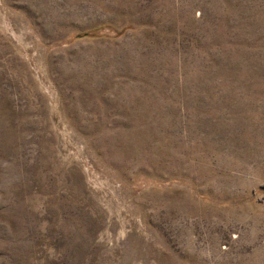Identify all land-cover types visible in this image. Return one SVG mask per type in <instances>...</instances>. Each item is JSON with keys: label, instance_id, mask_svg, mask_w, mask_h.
Here are the masks:
<instances>
[{"label": "rangeland", "instance_id": "rangeland-1", "mask_svg": "<svg viewBox=\"0 0 264 264\" xmlns=\"http://www.w3.org/2000/svg\"><path fill=\"white\" fill-rule=\"evenodd\" d=\"M0 264H264V0H0Z\"/></svg>", "mask_w": 264, "mask_h": 264}]
</instances>
